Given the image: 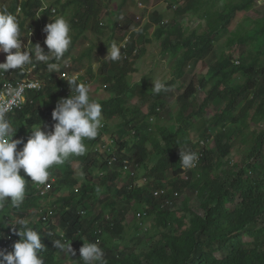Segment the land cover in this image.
I'll use <instances>...</instances> for the list:
<instances>
[{"label":"clouds","instance_id":"1","mask_svg":"<svg viewBox=\"0 0 264 264\" xmlns=\"http://www.w3.org/2000/svg\"><path fill=\"white\" fill-rule=\"evenodd\" d=\"M152 1L168 4L172 24ZM215 1L0 0V264H107L108 238L112 249L129 246L110 233L112 216L126 214L129 236L144 238L155 227L152 207L138 205V194L151 190L163 202L156 208L171 215L182 209L177 202L197 199L189 190L173 193L170 183L188 182L206 149L219 152L215 139L224 130L210 122L218 113L183 116V97L195 81H209L216 62L197 54L210 39V16L237 0ZM192 22L201 23L191 32ZM218 34L222 41L224 31ZM184 54L190 63L177 79ZM157 56L172 67L170 80L141 74ZM212 86H198L194 113H202ZM177 131L196 152L180 149L181 175L157 180L174 163L177 148L166 142ZM77 223L83 226L74 235Z\"/></svg>","mask_w":264,"mask_h":264},{"label":"trees","instance_id":"2","mask_svg":"<svg viewBox=\"0 0 264 264\" xmlns=\"http://www.w3.org/2000/svg\"><path fill=\"white\" fill-rule=\"evenodd\" d=\"M258 2L227 1L216 18L215 14L210 16V39L197 46L200 48L197 54L204 57L211 54L216 58L209 81L198 82L205 90L213 86L200 108L202 113L197 114L194 106L199 85L196 81L191 85L183 97L184 120L192 121L196 116L203 118L204 110L210 109L216 99H220L225 107L211 116L210 122L212 127H220L224 131L215 139L219 152L206 149L197 170L188 174L189 181H176L170 186L173 193L184 194L186 190L191 195L198 193V205L195 206L196 201L190 199L181 201V205L177 202L175 209H182L171 215L166 209L156 208L163 202L153 200L149 193L151 190L138 194L135 198L138 205L152 207L155 227L144 238L129 236L131 227L126 225V214L112 216L110 223L114 228L110 233L123 245L128 243L129 246L124 250L112 249L108 238L104 251L113 255L109 261L106 260L107 264H264V128L253 132L252 149L243 161L236 159L235 148L238 138L250 128V120L257 126L264 121V18L258 22L248 18L245 25L231 33L226 48L213 45L215 40L221 42L222 36L218 32H228L239 12L249 13L257 8L264 14V6L259 7ZM253 22H256L254 26ZM228 48L239 53L240 65L232 53L227 55L225 50ZM190 59L184 54L178 64L177 79L185 75ZM240 76L246 80L235 83ZM174 86L175 81L171 87ZM118 89L126 91L124 85H118ZM168 89L159 93L160 96H167L170 85ZM178 132L166 142L177 148L172 153L174 163L170 162L169 168L159 174L157 180L181 175L180 149L196 152V145L190 138L185 136L178 140L182 131ZM175 168L179 170L175 172ZM249 170L252 173L249 174ZM173 193L169 199L175 202ZM200 209L203 215L197 214ZM75 226L74 235L83 224ZM133 227L138 233V225ZM125 235L129 238L126 239ZM247 236L252 238V242H245Z\"/></svg>","mask_w":264,"mask_h":264},{"label":"rangeland","instance_id":"3","mask_svg":"<svg viewBox=\"0 0 264 264\" xmlns=\"http://www.w3.org/2000/svg\"><path fill=\"white\" fill-rule=\"evenodd\" d=\"M152 2L154 3L153 4V8L155 10H158V11L166 13L168 21L171 23V20L173 19V17H175V15H174V13H172L169 10L168 4H166V3L162 2V1H160V2L152 1ZM203 2H205V0H202V3ZM261 4H263V3H261ZM262 15H263V13L256 12L255 10L253 12H250L249 14L240 13L238 15L237 20L232 25V27L229 29V31L223 35V39H222L221 43L226 44V41H227L228 37L231 35V33L236 30V28L239 26L240 23H245L246 20H247V17H251V18L255 19L256 22H258V21H260L263 18ZM256 22H253V26H254V24H256ZM199 24H197L196 22H192L190 24V31L192 32V30H194V28H196ZM198 29L201 31V28H198ZM202 32H203V29H202ZM155 42L157 43V45H159V42H158L157 38H155ZM144 45H145V41L142 40V48H144ZM225 51H226V53L228 55H230L232 53V55L235 58L236 62L240 60L239 59L240 55H239V53H237L236 50L231 52V48H228ZM154 52L157 55H160V50L159 49L154 48ZM168 64H169L168 61H164L163 59H161L160 56H157V57L152 59L151 69L149 71H147L146 73L142 72L141 74L143 75V77L144 76H150L149 79H154L155 77H157V79L164 80V81L170 80L172 67L169 66ZM202 69H203V66H201V70ZM198 73H200V74L202 73V75H203V72H200L199 70H198ZM155 74H156V76H155ZM139 79H141V78L134 77L131 80L129 79V82L132 84L134 81H136L133 84H134V86H137V85H139V83L141 81ZM245 80H246L245 77H241L240 76V77H237V79H235L234 82L237 83V84H240V83H243ZM180 86L182 87L183 85L180 84ZM96 87H98V85H96ZM92 96L96 97L95 92L92 94ZM201 97H203V98L205 97V94L203 92H201ZM224 106H225L224 102L222 100H220V99H217L216 103L214 104V106H212L209 109V114L213 115L215 113L221 112V110L224 108ZM177 112H178V110H176V113ZM176 124H177V121L173 122L171 125H176ZM205 128H207V124H206L205 121H203L199 125H197L196 131L193 132V134L195 135V137H194L195 140L202 138L203 133L201 131H204ZM263 128H264V124H261V125L257 126L255 124H253L252 122H250V128L248 130H246L244 135H242L237 140V144H236V147H235L236 148V159H238L239 161H243L245 159V157L249 156V152L251 151L252 146H253V142H254L253 141V132L256 131V130H262ZM208 132H210V131L208 130ZM218 132H219V130L211 129V134H213V135H215ZM245 139H246V141L244 142ZM248 173L249 174L252 173L251 170H249ZM195 201L196 202H195L194 205L197 206L199 201H198V199H196ZM197 214H202L203 215V211L200 209L197 212ZM133 221H134L133 217L130 216L129 219H128V223H132ZM245 242H252V238L247 236L246 239H245Z\"/></svg>","mask_w":264,"mask_h":264}]
</instances>
